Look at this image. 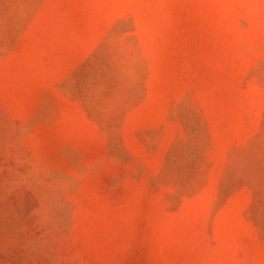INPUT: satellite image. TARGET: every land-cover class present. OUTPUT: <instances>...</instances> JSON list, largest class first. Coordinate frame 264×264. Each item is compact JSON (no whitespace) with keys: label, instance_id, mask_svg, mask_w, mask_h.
<instances>
[{"label":"rangeland","instance_id":"1","mask_svg":"<svg viewBox=\"0 0 264 264\" xmlns=\"http://www.w3.org/2000/svg\"><path fill=\"white\" fill-rule=\"evenodd\" d=\"M0 264H264V0H0Z\"/></svg>","mask_w":264,"mask_h":264}]
</instances>
